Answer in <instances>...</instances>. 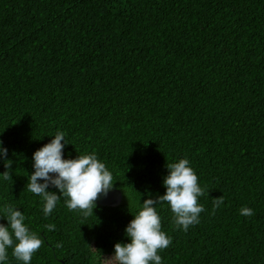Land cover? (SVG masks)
<instances>
[{"label": "trees", "instance_id": "16d2710c", "mask_svg": "<svg viewBox=\"0 0 264 264\" xmlns=\"http://www.w3.org/2000/svg\"><path fill=\"white\" fill-rule=\"evenodd\" d=\"M57 131L64 158L94 152L113 172L119 206L85 218L62 197L44 217L27 179ZM0 141V208L44 239L31 264H103L181 158L205 211L184 232L159 210L163 264H264V0H0Z\"/></svg>", "mask_w": 264, "mask_h": 264}, {"label": "clouds", "instance_id": "9594fccd", "mask_svg": "<svg viewBox=\"0 0 264 264\" xmlns=\"http://www.w3.org/2000/svg\"><path fill=\"white\" fill-rule=\"evenodd\" d=\"M63 141V143H62ZM68 145L65 133L57 131L49 143L32 154V169L27 179V188L43 201L45 218L52 215L58 202L64 197V206L83 217L94 216L96 201L107 197L114 188L113 172L93 152L77 155L75 159L64 158ZM8 149L0 141V162L5 171L0 179L11 180L9 169L12 161L6 159ZM167 175L162 179L163 195L137 202V212L124 229L127 243L113 245L111 256L99 259L103 264H163L159 252L169 247L171 237L161 228L160 209L167 208L172 214L175 226L184 232L200 223V214L205 211L199 199L205 196V189L198 183V176L187 158L166 164ZM55 191H49V189ZM223 204V197L213 199L212 211ZM240 215H254L251 208H241ZM26 216L12 204L0 208V264H9L11 256L18 264H31L33 255L44 246L40 233L33 231L26 223ZM48 231H54V224H47ZM62 245L57 244L59 248ZM92 249V248H91ZM94 250V249H93ZM96 251V250H94Z\"/></svg>", "mask_w": 264, "mask_h": 264}, {"label": "water", "instance_id": "95a60500", "mask_svg": "<svg viewBox=\"0 0 264 264\" xmlns=\"http://www.w3.org/2000/svg\"><path fill=\"white\" fill-rule=\"evenodd\" d=\"M121 203V192L114 189L110 190L107 197H100L96 201V205L101 207L115 208Z\"/></svg>", "mask_w": 264, "mask_h": 264}]
</instances>
